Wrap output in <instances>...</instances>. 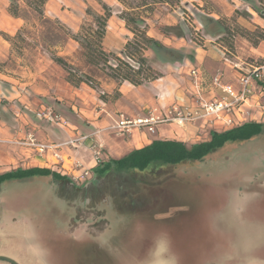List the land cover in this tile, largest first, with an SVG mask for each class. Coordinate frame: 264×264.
Masks as SVG:
<instances>
[{"label":"crops","instance_id":"1","mask_svg":"<svg viewBox=\"0 0 264 264\" xmlns=\"http://www.w3.org/2000/svg\"><path fill=\"white\" fill-rule=\"evenodd\" d=\"M212 1L218 5L221 16L230 17L236 10L244 11L247 17H237L241 26L250 30L257 26L264 28V19L246 1ZM9 4L10 1L7 0L5 9L0 14V31L13 36L25 22L9 14ZM118 13L109 19L103 43L106 50L121 54L131 33L126 29ZM52 15L65 23L71 31L77 32L79 24L77 25L76 18L62 12ZM207 15L215 19L220 17L213 12ZM167 27H171L170 31L151 34L150 24L149 34L168 50L146 51L149 64L162 74L161 77L140 86L124 82L120 86L121 96L115 101L101 100L99 94L86 84L79 87L71 85L67 81L65 70L46 54L40 53L35 63L30 66L18 60L16 66L17 69H21L19 75L9 72L7 65L2 66L4 71L0 69V137L8 138L17 132L26 136V130L29 132L32 129L36 131L37 139L43 142H61L71 136L73 134L71 130L59 128L57 132H49L50 134L47 132L45 136L40 127L30 120L26 111L34 112L43 100L49 99L54 101L58 108L68 110V119L73 117L78 120L76 123L71 120L77 128L83 132L94 133L95 138L104 145L106 160L122 158L136 149L149 145L153 140H176L187 145L209 141L211 132L217 129L214 125L202 122L189 123L184 128L175 123L162 124L157 127L155 134L135 130L128 136H120L111 129L120 114L128 117L146 116L153 108H168L173 104L195 106L200 97L206 100L221 97L222 92L211 84L216 75L225 83L239 86L238 71L226 60L224 51L214 42L217 36L208 34L203 45H195L188 41L185 32L177 30V26ZM173 28L176 30L171 33ZM179 32H183L184 35H180ZM168 43L172 46H168ZM66 46L73 47L74 52L77 49V42L71 40ZM190 48L193 49L191 56L185 54ZM235 49L234 61L264 57V41L258 46H253L247 39L239 37L236 39ZM64 50L60 53H64ZM171 50L181 54L182 58H178ZM73 52L66 53L71 55ZM10 57L11 43L0 35V63L8 62ZM193 68H198L202 73L203 83L200 88L194 86L190 74ZM5 84L9 88L4 86ZM113 87L112 83L107 85V92L110 93ZM14 101L15 105H12ZM262 104L264 105V99ZM15 106L18 109L13 110L15 116L7 119L6 113H10ZM244 110L251 121L264 123V107L256 105L252 100L250 104L245 105ZM256 147L264 148V140H253L234 152L237 167L233 176L225 174L221 177V180L225 179L229 184V188L219 191L218 205L207 215L208 221L211 220L210 229L214 231L217 229V237L210 238L199 248L200 254H196L197 259L195 258L193 264H264V166L253 167L251 163L244 160L238 162L236 159L237 155L239 158L245 154L250 155ZM63 152L78 157L85 166H94L92 153L87 147L77 152L63 147ZM16 164L19 166L16 167ZM34 167L48 169L45 160L33 157L32 151L0 144V175L17 168ZM230 181H233L231 188ZM233 193L235 199L231 198ZM153 255L155 264L167 262L165 258L162 260L161 253ZM37 260L40 261L39 258ZM41 262L49 264L45 255ZM169 264L176 263L171 260Z\"/></svg>","mask_w":264,"mask_h":264},{"label":"rangeland","instance_id":"2","mask_svg":"<svg viewBox=\"0 0 264 264\" xmlns=\"http://www.w3.org/2000/svg\"><path fill=\"white\" fill-rule=\"evenodd\" d=\"M102 1L112 7L113 14L121 9L115 0ZM6 2L7 0H0V14L5 9ZM196 4L204 8L201 0H184L181 7L175 9L159 6L149 20L152 25L151 34L158 31L166 32L167 26H177V30L185 32L191 44L203 45L207 34L200 16L207 12L221 14V11L212 0H208L207 9L197 7ZM88 8L96 12L101 10L98 0H49L46 5V15L56 18L52 13L62 12L76 18L77 25L79 24L80 27L88 19L86 13ZM69 21H71L70 18ZM27 27L29 32L23 36L26 43L18 41L16 47L11 46L9 61L0 65L3 71L4 68L1 67L7 65L9 72L19 75L21 69H17L18 60L30 66L35 63L40 53L51 58L50 53L42 47L41 43L33 39L36 38L34 29L29 25ZM176 28H173L171 33H174ZM67 43L51 51L65 57L73 67L81 68L84 63L78 43L74 52L73 47L66 46ZM62 50L64 53L61 54ZM66 52L73 53L68 55ZM192 52L193 49L190 48L185 54L191 56ZM14 71L16 73H13ZM109 84L111 83L101 81V87L94 90L98 94L101 90L107 91L106 87ZM4 86L9 88L6 84ZM115 87L114 84L111 92ZM41 103L56 107L59 109V111L56 109L58 113L66 115L65 118L69 116L68 110L63 107L58 108L54 101L45 99ZM12 105H15V101ZM14 109L18 110L15 106L10 113H6L7 119L15 116ZM26 112L45 136L47 132L58 131V127L38 120L34 112ZM68 120L71 121V119ZM26 132L38 138L34 129L29 132L26 130ZM13 136L22 137L18 132ZM228 151L220 157L209 158L195 166L161 171L154 177L133 173L110 177L109 185L117 184L119 191H110L106 197L109 202H105L100 208L94 206L90 198L84 195L77 197L75 202L77 206H71L58 191L61 183L65 187L72 185L70 182L73 181L70 178L57 181L58 183H54L55 181L51 178L6 182L0 186V193L3 189L0 194V255L10 257L19 264H42L44 262H41V259L45 254L48 256L49 264H127L125 257L132 255L131 258L137 259L143 255L145 238H147L144 236L150 237V233L154 231V236L161 233L166 239L159 241L155 250L152 251L156 255L161 253L162 260L164 258L167 260L162 264H169L171 260L176 264H193L194 257L197 259L196 254H200V250L197 249L210 238L217 237V229L215 228V231L210 229L208 222L211 220L208 221L207 215L211 211V197L215 199L218 194L211 195L210 191L226 187L225 179L219 186L218 176L225 174L233 176L237 162L234 160V151L232 149ZM236 159L238 162L244 160L251 163L253 167L264 166V148L256 147L250 155L245 154L240 158L237 155ZM175 176L177 177L174 178ZM188 177L190 182L186 189ZM89 184L75 183L77 194H80L79 192L87 188ZM230 184V188L233 187V181H230ZM177 193L180 194L176 196ZM231 196L235 199L234 193ZM173 200L174 204L169 205ZM115 208L122 213H128L126 219L129 221L122 222L120 218L122 215ZM111 225L113 226L110 235ZM75 227H77V235H71L69 228ZM79 237L106 241L100 244V249L104 251L100 254L87 252L85 247L94 245V241L78 239ZM155 261V256L152 255L146 262L135 261L131 264H155ZM0 264L11 263L0 260Z\"/></svg>","mask_w":264,"mask_h":264},{"label":"trees","instance_id":"3","mask_svg":"<svg viewBox=\"0 0 264 264\" xmlns=\"http://www.w3.org/2000/svg\"><path fill=\"white\" fill-rule=\"evenodd\" d=\"M48 1L10 0L9 14L22 19L25 25L13 36L3 31H0V35L9 41L12 47H16V43H26L23 36L29 32L27 26H31L36 34V38L33 39L37 43H41L42 47L50 53L51 59L66 71L67 81L71 85L79 87L86 84L93 89L100 88L101 81L116 85L113 92L99 91L100 99L105 102L120 98V86L124 82L140 86L161 77L162 74L149 64L146 51L152 49L160 52L168 49L159 40L150 36L149 20L159 6H168L170 9L180 8L184 0H116L121 7L118 16L131 33L121 54L106 50L103 43L108 21L113 15L110 5L98 0L101 10L96 12L88 8L86 11L88 21L86 20L80 25L78 32H73L59 18H50L46 15ZM201 1L204 3V8L199 4H196L197 7L207 9L208 0ZM244 1L264 19V0ZM210 13L207 12L200 16V20L207 35L217 36L214 42L225 51L228 58L235 57V42L239 37L247 39L253 46H258L260 42L264 41V28L257 26L254 30H250L238 23L237 17H247L246 12L236 10L230 17L221 16L218 13L220 15L218 19L207 15ZM166 29L169 30L171 27ZM179 34L184 35L183 32H179ZM69 40L76 41L80 47V56L84 63L81 68L73 67L65 57L51 51L53 48L63 47ZM171 52L178 58H182L181 54L173 50ZM69 118L74 123L78 122L73 117ZM261 138H264V123L250 121L226 131H212L209 141L193 145L176 140H153L149 145L136 149L122 158L102 162L94 169V174L97 179H104L111 174L118 173L153 175L154 177L161 171L179 170L182 167L203 163L209 158L220 157L231 149L235 152L246 143ZM221 177L218 176L219 186L223 183ZM38 178H52L59 181L68 177L47 168H17L0 175V186L12 180L30 179L33 181ZM189 182L190 180L187 179L186 189ZM228 185L226 183V189L229 188ZM225 188L214 189L210 193L211 195L218 194ZM178 194L180 193L175 195ZM211 198L212 203L219 199V194L215 199ZM174 200L169 205L174 204ZM171 214L173 216V213Z\"/></svg>","mask_w":264,"mask_h":264},{"label":"built area","instance_id":"4","mask_svg":"<svg viewBox=\"0 0 264 264\" xmlns=\"http://www.w3.org/2000/svg\"><path fill=\"white\" fill-rule=\"evenodd\" d=\"M225 58L238 71V87L223 82L221 77L216 75L211 84L212 87L222 92L221 97L209 100L200 97L195 106L173 104L168 108H153L146 116L128 117L120 114L111 129L120 136H128L135 130L155 134L159 125L168 123H175L184 128L189 123L202 122V124L214 125L217 131H226L250 122L251 118H247L244 110L245 105L247 106L253 100L256 105L264 107L262 104L264 57L234 61L225 54ZM190 74L193 77L194 86L200 88L203 83L201 71L193 68ZM34 114L38 120L61 130H71L73 134L61 142H43L38 140L34 134L29 133L22 137H0V144L32 151L33 157L45 160L48 169L81 184L89 181L94 174V169L107 161L103 152L104 145L95 138L94 133L81 131L65 116L46 104H41ZM63 147L76 152L83 147L89 148L94 166H85L78 157L63 152Z\"/></svg>","mask_w":264,"mask_h":264},{"label":"flooded vegetation","instance_id":"5","mask_svg":"<svg viewBox=\"0 0 264 264\" xmlns=\"http://www.w3.org/2000/svg\"><path fill=\"white\" fill-rule=\"evenodd\" d=\"M119 174V173H118ZM122 174H124V173H122ZM128 174V173H127ZM130 174V173H129ZM115 175H117V174H111V175H109L108 177H106V178H104V179H97V178H95V174H93V176H92V178L89 180V181H87L86 182V184H89L91 181V183L89 184V186H87V188H84V189H82V191H80L79 193L80 194H77V191H76V189H75V187H74V185H75V183L74 182H70L72 185H68V186H64V184H62L61 183V185H59L60 187H59V192L63 195V197L66 199V201H69L70 202V204H71V206H77L76 204H75V202H77L76 201V199H77V197L78 196H81V195H84V196H88L89 198H90V202L92 203H94V206H96L97 208H100L101 207V205H104V203L105 202H109L108 201V199L106 198L109 194V192L110 191H119V189H118V186H117V184H115L114 183V185H112V186H110L109 185V183H110V181H108V179L110 178V177H113V176H115ZM52 179V178H51ZM189 179V178H188ZM52 180H54V179H52ZM101 180V181H100ZM55 181V180H54ZM59 181H62V180H59ZM34 183V182H33ZM54 183H58L57 181H55ZM74 188H73V187ZM123 188V187H122ZM124 189V188H123ZM81 190V189H80ZM2 192H3V189H2ZM1 192V193H2ZM0 193V194H1ZM113 204V203H112ZM110 205V203L107 205V207ZM218 205V199L217 200H215V201H213L211 204H210V206H211V209L212 208H215L216 206ZM71 210V209H70ZM115 210L116 211H118L116 208H115ZM114 210V211H115ZM118 213H120L121 215H122V217H120V218H122L121 219V221L122 222H125V221H129L128 219H126V215L128 214V213H126V212H124V213H122V212H120V211H118ZM73 216H72V213H71V218H72ZM131 221V220H130ZM209 223V222H208ZM112 226L113 225H111V227H110V229H109V233H110V235H111V232H112ZM69 232H70V234L72 235H77V227H75V228H69ZM154 236V231L153 232H151L150 233V237L148 236V235H145L144 236V238L145 237H147V238H145V245H144V251H143V255L142 256H139L137 259H135V258H131L132 257V255H129V257H125L126 258V261H127V264H131L132 262H140V263H142V262H146L147 260H149L151 257H152V255H153V253H152V251H154L155 250V248H156V245H157V243L159 242V241H161L162 239H164V240H166L165 238H164V236L160 233V234H155V238L153 237ZM154 238V240L153 241H150L151 239H153ZM78 239H84V240H93L94 241V245H92V246H88V247H85V250H87V252H90V253H92V252H96L97 254H100L101 253V251H104V250H102V249H100V244L101 243H106V241H104V242H101V241H96L95 239H93V238H84V237H79ZM111 240V239H110ZM109 241V240H108ZM107 241V242H108ZM148 244V245H147ZM199 248H201V247H199ZM199 248L197 249V250H199ZM45 257H46V259H47V257L48 256H46V254H45ZM37 259H38V257H37ZM196 259H195V257H194V261H195ZM49 261V260H48ZM194 261H193V263H194ZM43 264V263H42Z\"/></svg>","mask_w":264,"mask_h":264},{"label":"water","instance_id":"6","mask_svg":"<svg viewBox=\"0 0 264 264\" xmlns=\"http://www.w3.org/2000/svg\"><path fill=\"white\" fill-rule=\"evenodd\" d=\"M165 57H167V56L165 55ZM164 61H166V58L164 59ZM0 260L8 261L11 264H19L16 260H14L10 257H7V256H3V255H0Z\"/></svg>","mask_w":264,"mask_h":264}]
</instances>
